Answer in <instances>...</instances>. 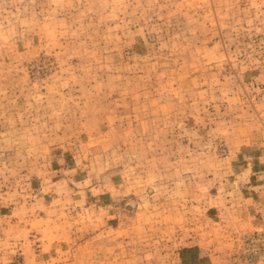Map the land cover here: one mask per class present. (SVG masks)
<instances>
[{
  "label": "rangeland",
  "instance_id": "1",
  "mask_svg": "<svg viewBox=\"0 0 264 264\" xmlns=\"http://www.w3.org/2000/svg\"><path fill=\"white\" fill-rule=\"evenodd\" d=\"M256 189L264 0H0V264H264Z\"/></svg>",
  "mask_w": 264,
  "mask_h": 264
},
{
  "label": "crops",
  "instance_id": "2",
  "mask_svg": "<svg viewBox=\"0 0 264 264\" xmlns=\"http://www.w3.org/2000/svg\"><path fill=\"white\" fill-rule=\"evenodd\" d=\"M247 191L248 190H246V193L244 192V196H246V198L244 199V205L246 207L244 209L249 214L248 220L253 221L257 217H260L264 220V194H263L264 192L259 193L258 189L253 190L252 193H249ZM256 223L254 222L253 224H256Z\"/></svg>",
  "mask_w": 264,
  "mask_h": 264
},
{
  "label": "built area",
  "instance_id": "3",
  "mask_svg": "<svg viewBox=\"0 0 264 264\" xmlns=\"http://www.w3.org/2000/svg\"><path fill=\"white\" fill-rule=\"evenodd\" d=\"M256 235H257V236H256L257 239H258V238H261V236L259 235V233H257ZM255 255H256V258H258V257H257V252L255 253ZM252 257H254V256H252ZM252 257H251V260L253 259ZM259 258H260V257H259Z\"/></svg>",
  "mask_w": 264,
  "mask_h": 264
}]
</instances>
